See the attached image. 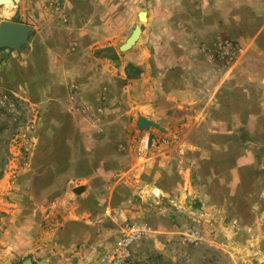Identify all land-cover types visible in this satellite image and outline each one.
<instances>
[{
    "label": "rangeland",
    "instance_id": "rangeland-1",
    "mask_svg": "<svg viewBox=\"0 0 264 264\" xmlns=\"http://www.w3.org/2000/svg\"><path fill=\"white\" fill-rule=\"evenodd\" d=\"M209 1L199 0L201 15L211 12V7L207 10ZM63 2L14 0L0 5V22L12 20L31 26L28 40L20 49L0 48V167L4 169L0 178V264H22L25 258L9 250L17 237L14 231L9 232L8 225H13L15 219L20 220L19 215L11 216L10 203L15 201L11 192L21 191L20 179L26 174L63 175L57 163L65 162L67 150L57 148L52 142H63L60 138L66 136L63 131L67 127L80 130V147H88L75 152H86L88 159L98 167L113 161L101 168L110 166L118 176L128 174L137 178L135 174L139 173L140 166L137 167L135 159L149 156L153 144L147 146V137L151 131L166 145L176 143L179 138L197 153L200 145L207 146L211 140L210 126L228 127L230 131L215 134L219 139V170L212 173L211 165L203 166L204 174L199 176V167L189 163L182 168V188L173 189L169 194H129L124 203L134 205V210L108 246L125 234L133 235L127 264H264V184L258 180L255 188L245 180L247 160L242 156L247 150L264 153V148L259 146L260 141H264L263 134L260 135L259 129L249 130L260 125L259 113L264 103L259 100L257 85L251 87L255 94L237 86L243 79L257 82L259 75L257 68L244 71L239 63L247 50V21L236 22L233 37L226 33L218 35V24L207 28L203 46L212 45L215 50L212 48L214 52L208 55L207 64L199 67L196 77L206 82L215 81L225 78L228 70L235 67L236 78L241 80L231 87L236 91L235 115L227 117L221 111L219 118L204 120L191 105L178 106L162 96L160 106L151 105L145 100L149 95L146 85L133 90V86L137 87L135 78L131 77L135 67L124 61L126 52L113 56L110 51H99L106 45L118 47L123 37L113 39L108 34L95 42L89 53L82 52L80 47L72 48L78 38L73 39L68 31L62 30L70 23L59 16L65 13ZM245 2L247 0H236L237 5L231 6L237 17L247 18ZM79 6L84 11L79 14H91L85 0ZM215 8L221 12L226 9L217 2ZM114 11L109 5L102 7L99 15L105 20V13L110 16ZM78 24L76 21L75 25ZM97 30L93 27V33ZM154 88L155 85L152 91ZM200 88L203 93L209 92V84ZM137 91L140 99L135 94ZM157 91L163 94V90L161 94ZM244 94L246 100H243ZM249 106L251 116L247 117ZM143 113L157 118L164 130L137 127V117ZM53 127L62 131L52 132ZM199 127L203 132H196ZM75 138V134H71L65 141L72 142ZM191 142L197 146L196 150ZM47 144L56 148L46 150ZM229 146L234 156H227ZM117 152H122L118 161L111 155ZM44 153L49 162L39 166L36 159L43 158ZM238 156L242 157L241 161L234 159ZM250 163L253 162L250 160ZM260 165L264 168V164L258 163ZM61 178V181L67 180L69 175ZM174 185L178 186L173 182ZM63 216V209L49 207L41 233L59 224ZM41 236L39 234L35 242H40ZM95 255L84 264H105L100 261V255ZM43 257L36 255V259Z\"/></svg>",
    "mask_w": 264,
    "mask_h": 264
},
{
    "label": "crops",
    "instance_id": "crops-1",
    "mask_svg": "<svg viewBox=\"0 0 264 264\" xmlns=\"http://www.w3.org/2000/svg\"><path fill=\"white\" fill-rule=\"evenodd\" d=\"M81 1L83 2V0H64L65 13L59 15L70 22L67 29L62 30L68 31L71 38H78L72 48L80 47L82 52L89 53L93 44L100 38L107 37L108 34L113 39L123 37L124 40L120 43L122 44L139 23L141 33L134 45L125 51L124 57L126 63L135 67L131 75H135L132 78H135L137 87L133 86V90H139V85H146L148 87L146 94L149 95L145 100H149L151 105L160 106L158 103L162 96L167 102L178 106L191 105V108L203 115L201 118L204 120L219 118L221 111L227 117L235 115L236 91L231 87L236 86L237 80H241L236 78L235 67L231 68V71L228 70L225 78H217L215 81L206 82L196 77L199 67L207 64L208 55L214 52L213 49L215 50L212 45L210 48L203 46L207 28L218 24V35L226 33L227 36L233 37L236 36L234 31L236 22L247 21V50L239 63L244 71L249 72L257 68L259 75L256 76L257 82L243 79V83H237V86H243L244 90L247 88L253 93L251 87L257 85L261 96L259 100L264 103V0L245 2L247 18L237 17L234 8H231L237 5L236 0H211L207 8L209 11L211 7V12L202 15L199 10V0H85L91 7V14L86 16L79 14L84 12L79 9ZM216 2L226 9L222 12L219 8L217 10ZM109 5L113 6L115 11L110 16H106L105 13L103 18L105 20H102L99 15L102 7ZM142 10L146 11L147 17L144 23L138 17V13ZM76 21L80 24L75 25ZM93 27L98 28V33H93ZM114 47L117 55L124 52L119 50V46ZM110 52L112 54V51ZM205 84H209L207 93H203L200 88ZM154 85L152 91L151 87ZM157 90L163 94L159 95ZM135 94L140 99V92L137 91ZM243 100H246L245 94ZM250 106L247 107V117L251 116ZM260 112V125L249 130L259 129L260 135L263 134L264 138V121H262L264 105ZM143 116L159 122L149 114L143 113ZM202 129L199 127L196 132L201 133ZM52 130L55 133L62 131L59 127H53ZM63 132L66 135L60 138L63 142L57 141V144L52 142L53 145L58 146L57 148L67 150L65 162L57 163L60 169H63L61 172L63 175L26 174L20 179L21 191L11 192V198L15 200L10 203L11 216L17 218L19 215L20 220L15 219L13 225H8L9 232L14 231L17 237V240L9 246V250L25 255L24 260L30 258L32 264L41 260L46 261L47 264H84L92 260L96 256L97 247L103 244L108 246L114 240L125 218L131 214L130 211L134 210L132 209L134 205L124 203L129 194L133 192L169 194L173 189L182 188L181 180L184 177L182 168L188 167L189 163L199 167V176L204 174L203 166L209 168L211 165L210 171L217 172L220 152L219 139L215 134H228L227 132L230 131L228 127L210 126V132L213 134L211 140L206 143L207 146L200 145L197 153L189 149L188 145L182 143L179 138L176 143L166 145L154 132L156 138L149 156H138L139 158L135 159L136 163L138 162L137 167L140 166L139 173L135 174L137 178L128 174L118 176L112 172L110 166L101 168L111 165L113 161L104 162L100 167L93 164L86 152L83 154L75 152L79 149H88L85 146L80 147L81 131L77 128L70 130L67 127ZM71 134H75L76 138L72 142L65 141ZM40 143L43 145V140ZM48 144L45 146L46 150L51 148ZM259 144L264 148V141H260ZM191 145L196 150L197 146L193 142ZM55 146L51 149L56 148ZM228 148L227 156L235 154V152L230 153V146ZM120 153L111 155L118 161ZM45 154L47 153H44L43 158L37 157L36 163L41 164L39 166H46L49 162ZM242 156L247 160L245 180L247 179L246 181L255 188L258 180L264 184V168L262 165L258 166V163L264 164V153L247 150L242 152ZM234 159L241 161L242 157L238 156ZM250 160L253 163H250ZM65 175H69V178L61 181V177ZM173 182L178 186L173 187ZM79 185L82 186V191L75 193L73 189ZM49 207L63 209L65 216L51 230L41 233L42 221ZM39 234L42 236L37 243L35 241ZM30 252H34L35 255ZM36 255L45 257L36 259Z\"/></svg>",
    "mask_w": 264,
    "mask_h": 264
},
{
    "label": "water",
    "instance_id": "water-1",
    "mask_svg": "<svg viewBox=\"0 0 264 264\" xmlns=\"http://www.w3.org/2000/svg\"><path fill=\"white\" fill-rule=\"evenodd\" d=\"M14 0H0V5H4L7 3H13ZM138 17L140 21H146V11L142 10L138 13ZM31 30V26L29 24H25L22 22H16L12 20H2L0 22V48H11V49H20L28 40V36ZM141 33V25L138 23L133 28L130 35L126 38V40L119 45L120 51L129 50L136 40L138 39ZM107 50L112 51V55H117V51L114 46L108 45L99 49V51ZM135 76V75H131ZM136 125L139 128H149L155 127L160 130H164V127L157 121L148 119L143 115H139L137 117ZM155 138V133L151 131L147 137V146L151 147L153 144V140ZM75 193H80L82 191V186L74 187ZM22 264H32L30 258H26ZM34 264H47L46 261L41 260L35 262Z\"/></svg>",
    "mask_w": 264,
    "mask_h": 264
},
{
    "label": "built area",
    "instance_id": "built-area-1",
    "mask_svg": "<svg viewBox=\"0 0 264 264\" xmlns=\"http://www.w3.org/2000/svg\"><path fill=\"white\" fill-rule=\"evenodd\" d=\"M132 239L133 235L125 234L110 247H103V245L99 246L100 248L96 253L100 255L98 256L100 261L105 264H127L130 254L129 246Z\"/></svg>",
    "mask_w": 264,
    "mask_h": 264
},
{
    "label": "trees",
    "instance_id": "trees-1",
    "mask_svg": "<svg viewBox=\"0 0 264 264\" xmlns=\"http://www.w3.org/2000/svg\"><path fill=\"white\" fill-rule=\"evenodd\" d=\"M5 150L7 151V149H5ZM3 173H4V169H3V166H2V167H0V178L2 177Z\"/></svg>",
    "mask_w": 264,
    "mask_h": 264
},
{
    "label": "bare ground",
    "instance_id": "bare-ground-1",
    "mask_svg": "<svg viewBox=\"0 0 264 264\" xmlns=\"http://www.w3.org/2000/svg\"><path fill=\"white\" fill-rule=\"evenodd\" d=\"M7 4H11V3H7Z\"/></svg>",
    "mask_w": 264,
    "mask_h": 264
}]
</instances>
